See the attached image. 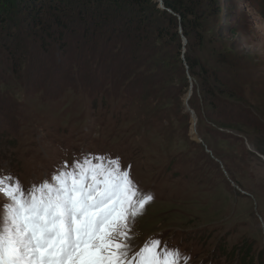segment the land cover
I'll list each match as a JSON object with an SVG mask.
<instances>
[{
	"label": "rangeland",
	"instance_id": "1",
	"mask_svg": "<svg viewBox=\"0 0 264 264\" xmlns=\"http://www.w3.org/2000/svg\"><path fill=\"white\" fill-rule=\"evenodd\" d=\"M15 1L0 0V176L28 189L62 161L119 157L154 196L133 222L134 248L156 237L179 249L183 264H264V0H201L208 28L193 44L179 15L160 18L172 13L163 0L140 4L142 11L127 0L119 9L114 0H75L58 14L77 26L80 45L67 27L68 44L59 43V27L42 28L56 0ZM86 6L104 29L148 14L169 30L136 39L105 32L107 49L94 61V28L81 21L92 15L80 12ZM188 53L222 77L219 109L204 103Z\"/></svg>",
	"mask_w": 264,
	"mask_h": 264
},
{
	"label": "snow or ice",
	"instance_id": "2",
	"mask_svg": "<svg viewBox=\"0 0 264 264\" xmlns=\"http://www.w3.org/2000/svg\"><path fill=\"white\" fill-rule=\"evenodd\" d=\"M0 197V264H183L180 250L159 238L133 247V222L154 196L119 157L62 161L28 189L0 176Z\"/></svg>",
	"mask_w": 264,
	"mask_h": 264
},
{
	"label": "trees",
	"instance_id": "3",
	"mask_svg": "<svg viewBox=\"0 0 264 264\" xmlns=\"http://www.w3.org/2000/svg\"><path fill=\"white\" fill-rule=\"evenodd\" d=\"M9 2V4L11 6H13L15 4V0H7ZM35 1V0H34ZM64 0H56L55 2L51 3V5L53 6L54 9H52V13L50 16H48L47 18H44L42 20L43 24H42V28L48 29L49 27L51 28V30H55L53 26H55V28H60L61 31V35H60V44H62L64 41V36H66L64 34V30L66 29V27L68 28V30L70 31L69 34L75 35V37L72 39L74 40L75 38L77 39V44L80 45V40L78 35V28L75 24L73 25H68L67 20L64 18L63 13L62 16L60 14H58L59 10H64V12H68L73 10L74 8V3L75 0H69L67 6L62 5V2ZM120 0H114V2H118ZM127 4L129 5H138L140 6V4L142 5L145 2H149V0H127ZM165 6L170 9L172 11V13H170L169 11L166 10L165 13L161 12V10L157 9V11L161 12L160 18L164 20V16L168 15V14H172L173 16L169 17V20H174V22L176 21L177 15H179L181 17V25H182V29H183V34L190 39V42H193L195 40H199V42H202V37H203V33L205 34V30L206 28H208V26H206V23L204 24L203 22H201L200 20L206 16V12L203 9L202 6V2L201 0H163ZM142 8H140V11L143 10V6H140ZM113 8H122V3L118 2V4L116 6H114ZM92 7L89 8L86 6V9H82L80 10V12H90L92 15L89 18L87 15H83L81 19V21H85L86 25L85 28L87 27H93L94 28V32H95V40L93 42V45L89 48L88 50V57H92V60L94 61H101V54L102 52L106 51L107 46L104 44V40H103V34L106 32V35H108V31H113L114 33L117 32V29H119L122 32H125V35H127V37L132 38V39H136L137 37H139V33H141L142 35H147L148 37V33L149 32H153V34L155 35L156 30L159 29V31L161 32L162 30H166L168 31L169 29H166L165 26H163L160 22L158 23L157 19H152V18H148V14H145L144 18L140 17V19H134V18H129L126 19L125 22L127 24H125L122 28H117V25L115 24L114 26H106L108 28H102L101 27V19L96 16V15H100V14H95V11H92ZM104 12H109L110 11V7H105L104 8ZM48 20L52 21L49 22ZM145 21V23H144ZM152 29H154L152 31ZM156 29V30H155ZM88 37H90L89 34H86ZM108 36H106L107 38ZM176 39H179V35L176 34ZM67 42H70V40H67ZM67 42H65L66 44H68ZM3 45L0 43V46ZM65 45V44H63ZM132 51V52H131ZM131 51L128 52V54L130 53L131 57L134 59L136 56V52L135 49H132ZM180 52V51H179ZM17 57L16 53L14 50L11 49V53H9L7 55V59H9L10 61L12 60L14 64H16L17 62ZM186 60L188 62V68H189V73L194 77H198V79L200 80V84L202 86V90L204 93V103L207 104L208 106L211 107V109L216 110V108H220V95L223 96V94L226 93L225 88L223 86V80L222 77L220 75L217 74V72H210L208 69L205 68V66L201 63V62H197L195 61V59L192 57L191 54H187L186 55ZM176 75L181 79L183 77L182 74H180V71H177ZM180 84V83H178ZM180 87H178V89L185 87V84L179 85ZM245 256L247 257V253H245ZM248 260H250V257H247ZM244 262H245V257H244Z\"/></svg>",
	"mask_w": 264,
	"mask_h": 264
},
{
	"label": "water",
	"instance_id": "4",
	"mask_svg": "<svg viewBox=\"0 0 264 264\" xmlns=\"http://www.w3.org/2000/svg\"><path fill=\"white\" fill-rule=\"evenodd\" d=\"M162 4H163V2H162ZM188 98H189V96L187 97V100H188ZM187 108L189 109V111H190V113H191V115H192V119H194V121H195V119H196V115H195L194 111L191 110V109L189 108L188 104H187ZM194 124H195V123H194ZM193 131H194V139H196V140L202 142V139L198 136V134H197V132H196V129H193Z\"/></svg>",
	"mask_w": 264,
	"mask_h": 264
}]
</instances>
